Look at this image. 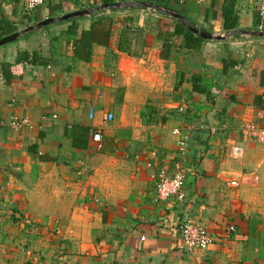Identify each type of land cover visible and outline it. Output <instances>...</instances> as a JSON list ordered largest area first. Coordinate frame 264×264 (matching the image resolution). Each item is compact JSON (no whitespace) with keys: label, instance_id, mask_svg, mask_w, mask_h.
I'll return each instance as SVG.
<instances>
[{"label":"crops","instance_id":"crops-1","mask_svg":"<svg viewBox=\"0 0 264 264\" xmlns=\"http://www.w3.org/2000/svg\"><path fill=\"white\" fill-rule=\"evenodd\" d=\"M172 3L216 35L230 31L228 14L236 29L264 32L257 0ZM101 4L46 0L29 11L0 0V39ZM115 9H105L110 44L93 43L89 61L74 56L68 20L0 46V264H264V142L242 135L248 122L264 128V35L196 48L175 38L162 58L158 33L173 31L174 17ZM93 14L75 17L80 31ZM21 51L50 62L21 61ZM177 128L190 134L184 196L160 200L155 174L180 159ZM185 221L207 227L209 248L181 247Z\"/></svg>","mask_w":264,"mask_h":264},{"label":"trees","instance_id":"trees-1","mask_svg":"<svg viewBox=\"0 0 264 264\" xmlns=\"http://www.w3.org/2000/svg\"><path fill=\"white\" fill-rule=\"evenodd\" d=\"M117 1L128 0H103V4L114 3ZM150 3L157 5L159 7L157 11L159 12H163L160 9L175 10L183 15V12L176 9L175 5L172 3V0H151ZM111 10L113 11L116 9L114 8ZM93 16L94 20L91 28L83 29L81 31L77 18H72L67 21L71 22L67 33L73 46L74 56L85 61H89L91 59L93 43H99L107 46L110 44L113 33L114 18L112 15L106 14V10H102L94 13ZM174 21L175 25L173 31H160L158 33L159 39H161L163 42L161 50L162 58L170 57V52L175 38L181 37L188 48H196L200 46L205 40V38L197 35L192 30H190V28L187 26V21L190 22L188 19H186L185 21L182 19L174 18ZM224 25L227 30H235L238 27L237 17L231 16L229 14L226 15ZM16 31L17 28H9L8 30H5L3 34L9 35ZM18 59L31 64H48L50 62L49 59L43 57L39 52L21 51L18 55ZM4 67L7 68V65H4ZM82 129L84 130V132H88V129ZM76 132L73 131L72 133L76 147L85 145L78 139L79 132Z\"/></svg>","mask_w":264,"mask_h":264},{"label":"built area","instance_id":"built-area-1","mask_svg":"<svg viewBox=\"0 0 264 264\" xmlns=\"http://www.w3.org/2000/svg\"><path fill=\"white\" fill-rule=\"evenodd\" d=\"M46 0H25L26 9L32 11L39 5L43 4ZM258 1V12L264 26V0ZM155 10L153 8H149ZM156 11V10H155ZM15 72V70H14ZM109 120L113 119V114L107 117ZM13 124H19L14 122ZM175 133L180 136L178 140L180 159L176 161L174 170L168 171L167 169H160L156 174V198L160 200L168 199L172 196L183 197V186L185 183L184 161L189 155V133H182L180 129H175ZM243 140L256 139L264 142V128H261L255 122H248L242 128ZM93 139L100 142L102 136L99 132L93 134ZM242 155V147L236 145L233 149V156L240 157ZM151 166V165H150ZM237 185L236 181L232 182ZM181 235V247L190 252L197 250H206L212 244V236L207 227L198 222L185 221L178 225ZM234 227H231L233 230ZM112 264V263H108Z\"/></svg>","mask_w":264,"mask_h":264},{"label":"water","instance_id":"water-1","mask_svg":"<svg viewBox=\"0 0 264 264\" xmlns=\"http://www.w3.org/2000/svg\"><path fill=\"white\" fill-rule=\"evenodd\" d=\"M131 6H146L148 8H153L155 10L159 9V7L157 5H154V4L147 2V1H141V0H128V1H117L114 3H104V4L98 5V6L93 7V8H84V9L72 11L69 13H65V14L60 15V16L48 17V18H46V19H44L38 23H35L34 25H30V26H28L22 30L16 31L14 33H11L9 35L2 37L0 39V46L16 40L18 37H20L21 35H23L24 33L28 32L30 30L41 28L43 26H47V25L52 24V23H56V22H60V21H66V20H69V19H72V18H75L78 16L87 15V14H93V13L100 11V10L114 9V8H120V7H131ZM160 10H162L167 15H170L171 17H174L176 19H182L185 21L187 19L185 16H183L182 14H180L179 12H177L175 10H166V9H160ZM187 26L194 33H196L197 35H200L201 37H203L205 39H224L226 37H230L232 35L239 34V33L264 35V32H252V31H246V30H242V29H236V30L229 31L225 34L216 35L214 33H210V32L201 30L188 21H187Z\"/></svg>","mask_w":264,"mask_h":264}]
</instances>
